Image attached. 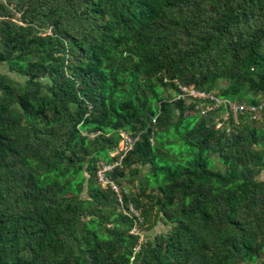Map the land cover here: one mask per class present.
Segmentation results:
<instances>
[{"label":"trees","instance_id":"trees-1","mask_svg":"<svg viewBox=\"0 0 264 264\" xmlns=\"http://www.w3.org/2000/svg\"><path fill=\"white\" fill-rule=\"evenodd\" d=\"M0 64V264H264V106L173 98L264 101V0H0Z\"/></svg>","mask_w":264,"mask_h":264},{"label":"built area","instance_id":"built-area-1","mask_svg":"<svg viewBox=\"0 0 264 264\" xmlns=\"http://www.w3.org/2000/svg\"><path fill=\"white\" fill-rule=\"evenodd\" d=\"M4 1V0H2ZM46 33H48V30H46ZM174 99L181 98L186 99L188 101H192L195 107V110L198 111L199 114L205 115L210 110L216 109L219 106H222L225 108V113L222 115V121L218 120L214 124V128H220L223 125L226 124L227 119L229 116H231L234 120L237 118V115L239 113H248L250 117L252 118H260L261 117V111L263 109L264 101H260L255 104H247L244 101H237L235 99L233 100H222L217 97L212 92H205L203 90H198L193 88L192 86L187 85H178V90L173 95ZM224 120V122H223ZM226 121V122H225ZM226 126V125H225ZM228 129V128H227ZM119 139L115 146H113L111 149L108 150V155L112 157V159L109 162H97L96 166V173L95 178L97 183L100 184V186L107 185L109 189L114 193V197L117 201H120L121 199V190L118 186L119 184L116 183L113 179H111L107 172H109L114 166L120 165V160L123 154L126 152V150L130 149L133 145V142L136 139V135H130L125 131L119 130ZM127 212L132 213L133 215H136L137 212L130 203L127 204ZM137 217V216H136ZM138 221L139 217H137ZM129 233L133 235H138L137 240L134 243L132 247V253H135L139 251L141 248V245L143 243H146L147 237L145 236L144 231H141L138 227V225L133 224L130 229Z\"/></svg>","mask_w":264,"mask_h":264},{"label":"rangeland","instance_id":"rangeland-1","mask_svg":"<svg viewBox=\"0 0 264 264\" xmlns=\"http://www.w3.org/2000/svg\"><path fill=\"white\" fill-rule=\"evenodd\" d=\"M0 71H4V72H6V73H8V74H10L11 76H14L11 72H9V71H7L5 68H4V65L3 64H0ZM220 84H223V82H220ZM188 113H192L191 111H187ZM221 118H222V115H221ZM264 119V118H263ZM263 119H261L260 118V120H262L263 121ZM217 121V120H216ZM134 183L136 182V180H134L133 181ZM124 186L125 185H128V186H132L133 185V183H128L127 184V182H125V180H122V182H121ZM82 195V197H84V194H81ZM168 231V227L167 226H163V225H161L160 223H158V224H156L154 227H153V229H152V232L153 233H159V232H162V233H165V232H167ZM150 234L149 233V231H146V234Z\"/></svg>","mask_w":264,"mask_h":264}]
</instances>
